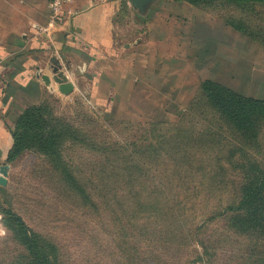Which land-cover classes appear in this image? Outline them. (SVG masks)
<instances>
[{
  "label": "rangeland",
  "instance_id": "374dc122",
  "mask_svg": "<svg viewBox=\"0 0 264 264\" xmlns=\"http://www.w3.org/2000/svg\"><path fill=\"white\" fill-rule=\"evenodd\" d=\"M117 26L121 43L143 41L119 57L135 55V82L108 103L44 91L37 105L80 139L59 160L27 149L0 164V264H36L5 210L49 264H264V188L261 219L239 217L248 184L264 183V121L248 142L200 90L210 79L264 98V5L160 0Z\"/></svg>",
  "mask_w": 264,
  "mask_h": 264
},
{
  "label": "crops",
  "instance_id": "0c3cea01",
  "mask_svg": "<svg viewBox=\"0 0 264 264\" xmlns=\"http://www.w3.org/2000/svg\"><path fill=\"white\" fill-rule=\"evenodd\" d=\"M49 2L0 0V164L7 161L13 145L11 130L17 116L39 104L44 91L62 93L53 79L55 68L73 85L70 93H62L68 97L84 90L108 103L118 88L135 82V55L126 68L119 67V57L143 44L117 39L118 22L125 10L133 8L128 0H74L66 6L64 23L56 28H49Z\"/></svg>",
  "mask_w": 264,
  "mask_h": 264
},
{
  "label": "trees",
  "instance_id": "16d2710c",
  "mask_svg": "<svg viewBox=\"0 0 264 264\" xmlns=\"http://www.w3.org/2000/svg\"><path fill=\"white\" fill-rule=\"evenodd\" d=\"M194 5H211L223 2L232 6L246 7L254 4L264 5V0H179ZM238 31L253 37L250 30L242 27L234 20H228ZM254 38V37H253ZM201 93L209 104L217 110L236 130L241 132L245 140L255 142L258 136L257 124L264 121V98H256L241 94L218 81L206 79L200 84ZM46 105L27 107L15 120L11 130L13 145L8 153L7 161L16 160L27 149H35L47 156L59 160L60 150L66 138L80 139V134L72 127L61 125V121L52 116ZM263 183V182H261ZM261 186L248 184L242 202L245 204L246 214L239 216L243 224L254 225L257 215L252 211L255 208V199L262 193ZM13 222L19 240L23 243L36 264H49L41 258V243L38 236L29 228L25 220L12 210L3 211Z\"/></svg>",
  "mask_w": 264,
  "mask_h": 264
},
{
  "label": "water",
  "instance_id": "95a60500",
  "mask_svg": "<svg viewBox=\"0 0 264 264\" xmlns=\"http://www.w3.org/2000/svg\"><path fill=\"white\" fill-rule=\"evenodd\" d=\"M128 1L131 3L133 8L137 10V12L140 15L145 16L149 11L150 6L153 5L156 0H128ZM54 72L56 74L53 79L55 80L56 83L59 84L60 91L65 94L70 93L73 90L72 83L68 82L66 76L62 72H58V68H55ZM42 79L47 83L50 82V78L46 75L42 76Z\"/></svg>",
  "mask_w": 264,
  "mask_h": 264
},
{
  "label": "built area",
  "instance_id": "2783aa9c",
  "mask_svg": "<svg viewBox=\"0 0 264 264\" xmlns=\"http://www.w3.org/2000/svg\"><path fill=\"white\" fill-rule=\"evenodd\" d=\"M74 0H50V21L49 28H56L64 23L66 19V6L73 3Z\"/></svg>",
  "mask_w": 264,
  "mask_h": 264
}]
</instances>
